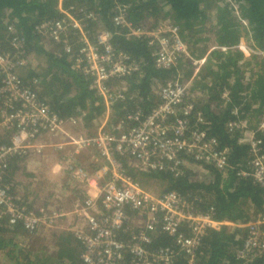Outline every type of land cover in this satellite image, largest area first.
I'll use <instances>...</instances> for the list:
<instances>
[{"label":"built area","instance_id":"built-area-1","mask_svg":"<svg viewBox=\"0 0 264 264\" xmlns=\"http://www.w3.org/2000/svg\"><path fill=\"white\" fill-rule=\"evenodd\" d=\"M115 5L112 23L118 32L126 29L129 36L146 40L158 68H170L181 57H187V47L177 25L163 21L151 28L152 24L144 20L142 26L134 28L128 19L129 6ZM63 14L59 20L36 26L34 33L52 40L66 54L79 46L75 67L85 76L93 77L102 94H108L104 85L107 80H120L140 71L136 60L114 47L110 32L88 30L90 23L98 20L93 12L79 8L74 14L62 11ZM7 31L17 34L13 24L8 25ZM12 45L13 53H3L0 46V221L10 226L20 224L26 232L34 234L41 228H53L58 221L71 216V232L81 248L84 264H121L126 258L130 264H179L181 259L186 264H196L203 238L209 231L223 227L245 230L237 251L238 264H253L264 255V215L246 224L218 221L211 209L198 211L194 201L176 191L151 194L120 162L105 163L126 153L140 170L159 171L168 165L179 174V167L188 165L186 155L198 163L225 170L229 151L215 137L208 136L209 123L196 112V125L201 127L191 124L195 112L194 103L187 97L191 81L168 83L162 89L161 103L142 122L138 115L131 117L129 121L141 122L140 126L119 139L104 133L75 139L64 130L66 121L40 98L36 82L24 83L18 70L29 61L15 56L25 54L18 37L13 38ZM255 55L264 56V48ZM69 123L77 121L71 119ZM227 125L230 129L239 126L236 122ZM260 129L264 130V123ZM42 136L66 138L55 144L57 150H63L66 145L76 152L92 148L104 162L90 173L72 159L70 152L62 159L72 187L85 196L75 201L69 212L58 208L33 209L15 193L14 166H23L42 156L44 148L50 145L40 141ZM112 143H116V150H110ZM241 143L250 146L255 178L264 184L261 142L250 136ZM162 236H167L171 244L154 248Z\"/></svg>","mask_w":264,"mask_h":264},{"label":"trees","instance_id":"trees-1","mask_svg":"<svg viewBox=\"0 0 264 264\" xmlns=\"http://www.w3.org/2000/svg\"><path fill=\"white\" fill-rule=\"evenodd\" d=\"M116 3L129 6L128 19L134 28L142 26L144 20L154 21L151 28L163 21L177 25L187 47V57H181L170 69H157L147 41L129 36L126 29L118 32L112 23ZM59 6L66 10L85 8L93 12L98 20L90 23L88 30L110 32L114 47L140 64L139 72L107 83L109 88L121 90L122 98L115 97L107 103L93 87V80L76 69L79 46L66 54L52 40L34 33L35 27L43 22L64 16ZM209 23L211 26H206ZM10 24L16 35L7 31ZM207 30L214 36L219 49L207 55L194 75L197 66H193L192 60L204 57L207 46L201 43L211 40ZM202 34L206 38H199ZM248 35L252 44L259 47L257 49L264 48V0H0L1 51L13 53L12 40L18 37L25 54L16 53L15 56L29 61L18 70L19 74L26 85L36 82L41 99L47 101L61 118L77 117L86 125L109 124V131L116 134L120 122H124L129 113L139 111L146 115L157 105L165 82L192 80L187 91L188 99L195 105L191 124L201 127L196 125V112L209 123L208 136L215 137L229 151L225 170L198 163L185 155L188 165L180 166L179 174L171 171L168 165L159 171L146 169L139 173L166 182L164 191H176L194 201L198 211L211 209L218 221L234 224H246L256 216L264 215V184L255 178L250 146L241 143L242 139L254 136L261 142L264 154V130L260 129L264 123V56L254 54L246 58L239 49H234L240 39ZM44 41L53 45L48 46ZM40 58L47 60L46 72L41 74L35 65ZM230 122L239 126L230 129L227 125ZM122 161L124 164L126 159L122 158ZM190 165L209 171L211 180H200ZM128 174L136 178V174ZM22 231L26 232L20 224L10 226L0 221V246L5 242V235ZM244 233L245 230L237 227L209 231L197 251L196 264H238L236 256ZM10 244L5 248L11 249ZM170 244V239L162 236L153 247ZM80 255L79 258H68L70 263L63 258H54V264H84ZM12 259L15 264L38 263L32 258L21 261L15 255ZM121 264H130V260L126 258ZM179 264L186 263L181 259ZM253 264H264V255Z\"/></svg>","mask_w":264,"mask_h":264},{"label":"crops","instance_id":"crops-1","mask_svg":"<svg viewBox=\"0 0 264 264\" xmlns=\"http://www.w3.org/2000/svg\"><path fill=\"white\" fill-rule=\"evenodd\" d=\"M242 40L239 43L240 47L242 46ZM217 48L218 46L215 42L213 40L210 41L204 57L196 60L197 62L200 61L199 63H194L197 66L194 75L199 71L207 55ZM239 50H242V47ZM81 123L84 129L71 130L68 128L65 131L74 135L82 132L88 134L90 127H87L88 125L82 121ZM104 125L107 130H110L109 124L104 123ZM65 139L42 136L40 141L50 144H47L44 148L42 156L30 160L29 163L23 166H14L16 177L15 193L24 203L33 209L46 207L48 209L58 208L62 211L69 212L72 210L75 201L85 197L83 192L72 187L68 178L69 175L63 168L62 159L68 157L69 152L72 154V159L88 172L91 173L100 168L102 161L97 152L92 148H86L76 152L71 148L72 146L66 145L63 150L55 149V144L61 143ZM120 163L127 173L131 172L136 174L138 172L140 181L133 178L151 194H160L166 188V182L150 176H142L139 173L141 171L140 167L133 160L127 159L124 161V164L122 162ZM135 168L137 169L135 170ZM192 168H194L197 174L203 172L201 167L190 165V169ZM148 186L152 189H148ZM72 224L73 219L69 216L58 221L53 228H41L34 234L23 231L16 234H7L4 236L5 242L0 246V258H9V260L13 261L14 259L12 258L15 255V257H20L21 261L32 258L34 262H38L37 264H42L41 261H45L47 264H54V258H63L65 261L68 260L67 262H69L68 258H79L81 248L71 232ZM8 244H10L11 249L5 248ZM15 244L16 247H14ZM12 249L14 250V254L11 251ZM20 250H22L21 256ZM63 259L62 261H64ZM15 263L13 262L11 264Z\"/></svg>","mask_w":264,"mask_h":264},{"label":"bare ground","instance_id":"bare-ground-1","mask_svg":"<svg viewBox=\"0 0 264 264\" xmlns=\"http://www.w3.org/2000/svg\"><path fill=\"white\" fill-rule=\"evenodd\" d=\"M59 9H60V11H65V12H68V13H70V14H74V13H76L78 10H79V8H70V9H68V10H66V9H61V6H59ZM127 55L128 56H130L128 53H127ZM130 58L132 59V60H136L135 58H133L132 56H130ZM175 65V63L172 65V66H174ZM155 67L157 68V69H170V68H158L156 65H155ZM135 73V72H134ZM133 74V73H132ZM87 77H89V78H91L92 80H93V87L97 90V92H98V94L99 95H101V96H103V98L107 101V103L109 102V101H111L112 99H114L115 97H119V98H122L123 96H122V91L121 90H115V89H112V88H109L108 86H107V83L108 82H110V81H113L112 79H109V80H107L106 82H105V87L107 88V90H108V94L107 95H104V94H102L101 92H100V90H99V87L97 86V84H96V82H95V79L93 78V77H91V76H87ZM170 82H172V83H174V81H172V80H169V81H167V82H165V85H163L162 86V88H161V91H160V93H159V96H158V103H157V105L153 108V109H155L160 103H161V92H162V89L168 84V83H170ZM175 83H178V84H183V83H179L178 81L177 82H175ZM174 83V84H175ZM40 96V95H39ZM41 98V97H40ZM106 103V104H107ZM108 105V104H107ZM50 106V105H49ZM51 108V107H50ZM152 109V110H153ZM152 110L148 113V114H146V115H144V114H142L141 112H139V111H134V112H132V113H129L127 116H126V120H124V122H120L122 125H121V127H118V133H116V134H114V133H112L111 131H109V130H107L106 128H105V125H104V123H99V127L97 128V131H96V133H94V134H90V135H88L87 137H85V138H90V137H94V136H97V135H99L100 133H104V134H108V135H110V136H112L113 138H115V139H119L120 138V136H122V135H124V134H127V133H129L132 129H134V128H138L139 126H140V123L152 112ZM55 113V112H54ZM56 114V113H55ZM136 115H138V116H140L141 117V122L140 123H138V124H135V123H131V122H129V120L131 119V117H134V116H136ZM58 116V115H57ZM59 118H61L60 116H58ZM61 119H63V120H65L66 121V124H65V127H64V130H68V128H72V129H84V127H83V124L81 123V120L79 119V118H77V117H68V118H61ZM71 119H73V120H76L77 121V123H75V124H71V123H69L70 121H71ZM85 131H87V130H85ZM80 139H82V138H80ZM94 148H96V149H98L96 146H93ZM110 150H116V143H112V147H111V149ZM120 158V159H119ZM122 158H125L126 160L127 159H130L131 158V155H129V154H119V155H117V156H115V157H111L108 161H107V163L108 164H110V165H113V164H115V163H118V162H122L123 163V161H122Z\"/></svg>","mask_w":264,"mask_h":264},{"label":"rangeland","instance_id":"rangeland-1","mask_svg":"<svg viewBox=\"0 0 264 264\" xmlns=\"http://www.w3.org/2000/svg\"><path fill=\"white\" fill-rule=\"evenodd\" d=\"M145 21H147L150 25L152 24L153 25V23H154V21L153 20H145ZM206 26H211V24L209 23L208 25H206ZM207 33L209 34L208 35V38H211V40H208V41H203L202 43H201V45L203 46V45H206V46H208L209 44H210V41H214L215 42V40H214V36L212 35L211 36V33L207 30ZM199 38H206V35L205 34H202V35H200L199 36ZM243 39V40H242ZM250 39V37H249V35L248 36H246V38H244V37H242L241 39H240V41L242 40V50H240L243 54H244V56L246 57V58H249L251 55H254V54H256V52H259V51H261V50H263V49H257V48H259V47H256V46H254V44H252V41H250L249 40ZM240 41H239V43H240ZM239 43L237 44V46L234 48V49H239V48H241L240 46H239ZM44 44H46V45H48V46H51L50 44H52L53 45V43L52 42H47V41H44ZM56 48V47H55ZM57 49V48H56ZM255 51V52H254ZM193 61V66H194V63H196L197 61L196 60H192ZM200 62V61H199ZM199 62H197V63H199ZM37 64V67H36V70H37V72L38 73H42V72H46V68H47V60H45V59H39L38 61H37V63H35V65ZM252 66V65H251ZM189 81H191V83H192V80H189ZM124 89V88H123ZM107 115L109 114V109H107ZM100 123H102V122H100ZM93 124V123H92ZM88 125L87 127H90L88 130H90L89 131V133L87 134V133H80V134H78V135H74V134H72L71 133V135L75 138V139H80V138H85V137H87L88 135H90V134H94V133H96V131H97V128L100 126L99 125V123L98 122H96V123H94L93 125ZM121 124V123H120ZM122 125V124H121ZM69 129H71V130H78V129H72V128H69ZM80 130V129H79ZM100 160L102 161V159L100 158ZM137 168H135V170H136ZM135 174V173H134ZM198 177H199V179L200 180H205V181H208V180H211V174H209V171L208 172H199L198 173ZM136 179H138L139 181H140V179H139V177H138V172L136 173ZM144 180V179H143ZM143 187V186H142ZM144 188V187H143ZM148 189H152V188H149V186H148ZM0 260H1V263L2 264H8V262H10V263H13V261H11V260H9V258H0Z\"/></svg>","mask_w":264,"mask_h":264}]
</instances>
